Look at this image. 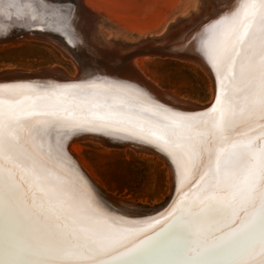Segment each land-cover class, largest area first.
I'll use <instances>...</instances> for the list:
<instances>
[{"label":"snow or ice","instance_id":"6c2138e0","mask_svg":"<svg viewBox=\"0 0 264 264\" xmlns=\"http://www.w3.org/2000/svg\"><path fill=\"white\" fill-rule=\"evenodd\" d=\"M7 7H16L15 0ZM239 9L222 54L210 56L221 76L217 90L223 89L210 111L173 112L147 101L140 106L152 130L142 138L167 153L181 176L178 153H186L192 171L173 206L146 227L121 226L108 216L107 204L74 179L66 147L45 146V137L64 123L81 125L74 132H119L133 120L127 105L105 97L90 107L78 102L84 90L69 86H4L0 264H264V0ZM251 10L259 12L258 34L240 31ZM185 39L193 51L198 44L208 48L203 36ZM91 110L102 114L90 118ZM53 156L67 175H51ZM257 247L258 258L246 259Z\"/></svg>","mask_w":264,"mask_h":264},{"label":"bare ground","instance_id":"6f19581e","mask_svg":"<svg viewBox=\"0 0 264 264\" xmlns=\"http://www.w3.org/2000/svg\"><path fill=\"white\" fill-rule=\"evenodd\" d=\"M15 0L16 7L10 11L7 7L11 1L0 3V41L2 39L27 38L45 42L53 46L60 54V58L69 61L74 73H70L61 64L41 66L37 71H26L22 68H8L0 71V98L7 93L4 86L14 88L20 85H57L80 88L84 91L78 97V102L91 104L97 98H108V103L127 105L126 111L133 114L131 123L121 125L122 130L104 135L97 130H76L81 125L64 123L58 125L45 137V146L49 142H59L66 147L63 153L65 162L71 164L80 187L94 193L97 198L105 202L108 216L115 219L121 226L140 225L145 226L152 220L165 214L178 199L181 188H186L192 180L190 158L186 153L179 152L178 160L183 163L184 176H181L172 158L167 153L149 144L144 135H152V130L147 127L144 116H140V106L144 102H154L173 112H186L203 115L212 104L217 94L223 89L217 90V83L221 80L218 69L213 66L211 55L220 56L224 44L232 30L230 20L233 13L239 11V5L244 3L258 4L259 0H211L205 2L204 7L199 8L190 17H186L179 24L169 29L163 37H142L137 43L115 39L111 42L104 40L98 32V15L86 9L81 0H24L19 3ZM72 1L73 4L71 3ZM207 1V0H206ZM201 3V2H200ZM24 8V9H23ZM65 8L67 10H59ZM243 15V14H242ZM183 18V17H182ZM13 21H15L13 25ZM178 22V21H177ZM7 27L5 32V26ZM168 27V28H169ZM67 29V31H65ZM37 30L38 32H31ZM167 28L165 29V31ZM260 31L259 12L251 10V18L240 28L241 32ZM72 35L69 36L68 33ZM203 36L208 41L207 50L199 47L195 51L190 47V39L186 37ZM160 37V36H159ZM111 39V38H110ZM109 39V40H110ZM122 39V38H121ZM140 41V42H139ZM142 56L176 58L198 66L210 79L212 84V96L210 102L201 106L193 103L185 97H180L173 90L164 91L151 79L147 78L141 69ZM68 62V63H69ZM29 70V69H28ZM229 75L225 73V76ZM227 83V79L224 81ZM23 99V97H20ZM215 103V102H214ZM90 118L102 113L95 110L86 113ZM71 117L72 113H65ZM68 133V135H65ZM90 139L102 145H115L122 148H130L137 153L153 155L162 160L167 166L170 175V194L161 204L148 205L126 201L122 198L112 197L105 193L97 182L89 175L80 161L70 153L79 152V147L73 143L77 140ZM39 143V142H38ZM50 169H54L51 175H67L64 164L56 160L55 156L49 161ZM148 207L146 212L142 209ZM107 212V210H105ZM103 229L105 225L101 223ZM258 247L249 251L246 259L258 258Z\"/></svg>","mask_w":264,"mask_h":264},{"label":"rangeland","instance_id":"374dc122","mask_svg":"<svg viewBox=\"0 0 264 264\" xmlns=\"http://www.w3.org/2000/svg\"><path fill=\"white\" fill-rule=\"evenodd\" d=\"M81 1L86 9L98 15V32L104 40L119 39L135 44L147 35L163 37L172 26L192 16L207 2L211 3V0ZM140 60L145 76L164 91L173 90L201 106L210 102L212 84L198 66L176 58L142 56ZM68 62L45 42L27 38L0 41V71L17 67L34 72L41 66L58 63L73 74ZM73 143L79 147V152L70 153L108 195L148 205L161 204L169 196L170 175L158 157L121 146H104L90 139Z\"/></svg>","mask_w":264,"mask_h":264},{"label":"water","instance_id":"95a60500","mask_svg":"<svg viewBox=\"0 0 264 264\" xmlns=\"http://www.w3.org/2000/svg\"><path fill=\"white\" fill-rule=\"evenodd\" d=\"M4 1H6V2L8 1V2H9V1H11V0H0V3L4 2ZM23 1H24V0H19L18 2H19V3H20V2L23 3ZM73 2H74V1H72L71 3L73 4ZM23 9H24V8H23ZM9 10L12 11L13 8H10ZM59 10H62V12H63V11H65V10H67V9L62 8V9H59ZM31 32H38V31H37V30H32ZM214 102H215V98H214V100H213V102H212V104H211L210 106L214 105ZM207 109H210V107L207 108ZM142 210L146 212L147 210H149V208H148V207H144Z\"/></svg>","mask_w":264,"mask_h":264}]
</instances>
